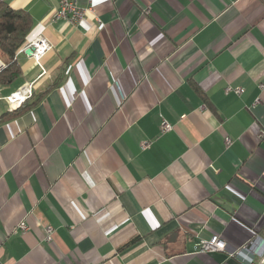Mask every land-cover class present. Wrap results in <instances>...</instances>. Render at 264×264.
<instances>
[{
  "label": "crops",
  "instance_id": "1",
  "mask_svg": "<svg viewBox=\"0 0 264 264\" xmlns=\"http://www.w3.org/2000/svg\"><path fill=\"white\" fill-rule=\"evenodd\" d=\"M6 1L52 47L0 49L21 69L0 83V264H244L264 239V0H79L98 18L77 25ZM214 234L226 250L201 252Z\"/></svg>",
  "mask_w": 264,
  "mask_h": 264
},
{
  "label": "built area",
  "instance_id": "2",
  "mask_svg": "<svg viewBox=\"0 0 264 264\" xmlns=\"http://www.w3.org/2000/svg\"><path fill=\"white\" fill-rule=\"evenodd\" d=\"M2 1V0H0ZM59 6L55 15V19H63L73 25H77L81 20L89 15L98 18V13L93 5L88 7L80 5L79 0H58ZM29 47L33 48L31 52L32 57L40 63L44 55L51 49L52 45L42 33L36 35L30 42ZM25 47L22 48V50ZM4 65H0V70L4 68ZM228 91L233 90L237 93L244 92L243 88L228 87ZM32 85L26 83L7 96L11 108L22 105L28 98L32 96ZM162 129L164 131H170L173 129V125L165 118H163ZM227 144L230 145L232 140L228 137ZM23 229H27L25 224H22ZM54 229L52 227L46 228V239L51 241ZM201 252H217L226 250V241L223 236L214 234L209 239H201L199 243ZM235 257H240L244 264H264V239H252L247 244L241 246L235 252L232 253Z\"/></svg>",
  "mask_w": 264,
  "mask_h": 264
},
{
  "label": "trees",
  "instance_id": "3",
  "mask_svg": "<svg viewBox=\"0 0 264 264\" xmlns=\"http://www.w3.org/2000/svg\"><path fill=\"white\" fill-rule=\"evenodd\" d=\"M33 25L32 15L27 10L14 9L6 0L0 1V49L4 53L15 58L17 52L26 45ZM0 59L6 64L7 58L0 55ZM20 73L21 69L14 60L0 72V83L11 84ZM18 111L9 112V116H15Z\"/></svg>",
  "mask_w": 264,
  "mask_h": 264
},
{
  "label": "water",
  "instance_id": "4",
  "mask_svg": "<svg viewBox=\"0 0 264 264\" xmlns=\"http://www.w3.org/2000/svg\"><path fill=\"white\" fill-rule=\"evenodd\" d=\"M27 53H31L32 51H33V48L32 47H29V48H27Z\"/></svg>",
  "mask_w": 264,
  "mask_h": 264
},
{
  "label": "rangeland",
  "instance_id": "5",
  "mask_svg": "<svg viewBox=\"0 0 264 264\" xmlns=\"http://www.w3.org/2000/svg\"><path fill=\"white\" fill-rule=\"evenodd\" d=\"M29 42L28 43H26V45L24 46L25 48H29Z\"/></svg>",
  "mask_w": 264,
  "mask_h": 264
},
{
  "label": "bare ground",
  "instance_id": "6",
  "mask_svg": "<svg viewBox=\"0 0 264 264\" xmlns=\"http://www.w3.org/2000/svg\"><path fill=\"white\" fill-rule=\"evenodd\" d=\"M5 64V63H2V65Z\"/></svg>",
  "mask_w": 264,
  "mask_h": 264
}]
</instances>
